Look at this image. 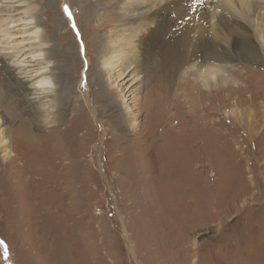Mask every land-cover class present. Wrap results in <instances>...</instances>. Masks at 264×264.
<instances>
[{
  "label": "rangeland",
  "instance_id": "1",
  "mask_svg": "<svg viewBox=\"0 0 264 264\" xmlns=\"http://www.w3.org/2000/svg\"><path fill=\"white\" fill-rule=\"evenodd\" d=\"M25 1L53 75L71 81L56 82L46 119L0 68V264H264V55L216 64L208 86L201 69L171 80L153 64L146 83L131 88L136 78L97 70L102 59L137 54L129 45L117 55L114 46L140 28L120 19L149 2L133 12L126 0ZM91 2L94 17L82 10ZM251 12L264 52L255 28L263 12ZM120 91L138 122L133 131L109 107Z\"/></svg>",
  "mask_w": 264,
  "mask_h": 264
},
{
  "label": "bare ground",
  "instance_id": "2",
  "mask_svg": "<svg viewBox=\"0 0 264 264\" xmlns=\"http://www.w3.org/2000/svg\"><path fill=\"white\" fill-rule=\"evenodd\" d=\"M146 2L151 6H148L144 13L127 12L120 19L130 23L140 21V28L136 30L137 33L134 31L133 40L129 38L131 41H123L124 43H117L118 47L114 46L118 56L124 53L125 46L129 45L138 47L137 54L122 60L114 56L102 59L101 67L97 70L100 74L121 71L119 77L129 76L131 79L128 81L137 79L138 82H134L132 88L139 82L141 86L146 83L149 76L147 69L153 64V68L157 67L160 75L171 80L188 68H198L201 69L198 73L201 81L208 86L210 81L215 83L219 76L216 64L230 65L238 59L257 63L263 58L264 52L257 44L248 24L255 13L251 11L259 9V13L263 14L258 16L255 28L261 29L264 35V0H126L125 3H128L133 11ZM193 8V12H190ZM34 10L35 7L29 5V2L27 4L25 0H0V68L2 67L16 82L20 100L30 104L37 116L47 119V108L52 107L58 99V85H61L59 89L64 85L68 86L66 83L71 81V78L69 75L62 77L64 72L59 76L53 75L50 60L52 53L48 56L43 51L46 46L45 37L40 32L37 20L33 19ZM82 10H88L91 17L98 11L94 2L83 4ZM113 36L112 45H117L121 33L117 32ZM262 43L264 45V39ZM107 53L109 50H105L103 54ZM71 59L77 62V56H72ZM129 60L135 64L130 71V65H127ZM88 62L83 64V67L88 69ZM140 67L142 72L139 73L137 71ZM101 79L100 85H104L106 80L103 77ZM5 87L0 77V141L4 143V124L7 118L2 114V102L6 93ZM127 88L125 90L129 91L130 88ZM124 91H120L119 103L112 101L109 107L120 112L122 127L133 131L138 122L129 110V98Z\"/></svg>",
  "mask_w": 264,
  "mask_h": 264
}]
</instances>
